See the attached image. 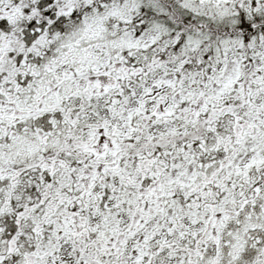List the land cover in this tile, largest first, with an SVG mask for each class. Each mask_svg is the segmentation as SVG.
<instances>
[{"label":"snow or ice","instance_id":"1","mask_svg":"<svg viewBox=\"0 0 264 264\" xmlns=\"http://www.w3.org/2000/svg\"><path fill=\"white\" fill-rule=\"evenodd\" d=\"M0 264H264V0H0Z\"/></svg>","mask_w":264,"mask_h":264}]
</instances>
